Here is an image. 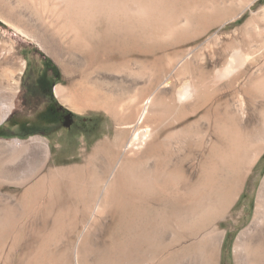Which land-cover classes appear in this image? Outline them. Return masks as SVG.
Instances as JSON below:
<instances>
[{
  "label": "bare ground",
  "instance_id": "obj_1",
  "mask_svg": "<svg viewBox=\"0 0 264 264\" xmlns=\"http://www.w3.org/2000/svg\"><path fill=\"white\" fill-rule=\"evenodd\" d=\"M30 1L33 3L34 0ZM47 1L55 8L50 17L58 24H62L59 25V30H50L51 38H63L62 36H64L67 39H72V42L84 38V44L93 48L91 40L96 35V31L95 33L92 31L90 36L88 34L89 37L83 33L92 29L91 23L103 15V11L99 7L101 0L99 2L98 0ZM258 1L192 0L190 4L178 11L171 9L158 11L153 7H148L149 5L144 6L145 8L142 6V8L132 9L129 14L134 25L132 29L135 32V40L131 58L124 59L129 47L122 45L123 47L121 46L122 48L117 50L120 57L118 59L117 56L112 57L114 51H111L112 54H110L111 52L106 51V46L104 47L109 54V61L118 63L119 69L127 68L128 72L131 71L132 80H114L113 84L116 85L118 92L113 95L108 92L110 90L106 87L103 94L100 91L101 97H98V100L82 97V95H78L79 93L75 94L69 86L54 88L55 94L64 98L70 106L78 108V110L95 106L103 110L116 126L113 137L104 135V139L94 145L90 153L82 151L86 155L82 166L68 168L51 166L50 146L48 141L42 138L33 137L27 141L15 140L11 143H0V161L4 166L11 165L12 169H16L21 166L28 167L32 163L36 167L32 179L17 173V171L11 172V169H5L0 173V187L13 185L25 188V196L31 195L33 189L35 196L39 198L38 209L41 208L42 212L48 216L52 214L49 210L52 206L50 204L51 194L54 192L50 184L52 174L71 170L78 171L82 168L90 171L91 174L90 176L87 174L89 177L86 178V183L88 188L92 186L95 192L90 193L88 198L86 197V204L81 205V210L77 208V216L73 217L74 220L67 225L65 221L68 209H59L58 211V215L62 218V234L58 239L62 247V264L91 263V241L93 239L88 243V237L92 235L97 238L98 235L106 232L116 206L120 207L119 204L125 206L121 200V193L126 194L125 188L129 187V179L132 180L135 171L144 170L150 173L149 179L151 177L157 186L158 195L165 193L162 190L164 175H174L173 180L182 183L181 198L186 204L185 206L189 205L192 209L197 203H202L198 198L201 194L202 198L204 197V191L210 184L211 175L216 171L226 170L227 175H230L228 184H224L221 188L217 195V197L219 196L218 205L215 206L212 214L211 211L209 213L212 217L208 220L213 219V221H209V224L206 223L207 225L204 222L202 232H197L200 235L197 237L202 243L201 248L207 253L206 264H223V245L228 232L233 233L239 229L241 230L232 244L233 261H227L225 264H264V176H262L264 163L258 169L254 179L255 184L252 186L251 197L255 203L250 223L246 225L251 214L250 202L242 211L237 212L235 217L232 214V208L243 196L246 183L255 174V168L264 154V113L258 112L260 109L257 111V108L264 102V94H262L264 74L258 65L259 59L264 57L262 52L264 50L262 45L260 46L262 51L257 49L256 42L258 40H256L255 33L258 27H263L264 30V8L260 10L262 14L260 18L257 15L259 12L254 13L252 10ZM247 10L251 13L250 19L237 29L238 34L232 33L234 35L224 39L222 46L213 50L207 58L201 53L202 51L198 50V46H192L193 41L207 34L210 29L217 28L221 31L227 23L242 18ZM124 14L128 15L126 12ZM107 17L115 19L111 13L107 14ZM122 18L123 16L119 19L123 20ZM124 19L126 18L124 17ZM128 31L130 30L128 29ZM215 36H217L216 33ZM263 37L264 35L261 38ZM236 39L240 40L239 45L247 48V53L237 49L239 45L235 42ZM110 47L113 48V46ZM156 47L157 51H165L167 55L176 58L173 68L176 78L177 76L187 77L188 80L179 88L171 76L170 67L162 59L154 65L152 63L155 66L154 72L152 70L154 74L150 69L146 70L152 73L151 78L147 80L142 76L146 61L143 62L140 57L148 55ZM108 50L110 51L109 47ZM114 50L116 49L114 48ZM81 53L85 54L83 51ZM93 53H88L89 57L92 54V57L96 58L98 50H94ZM103 53L105 54V52ZM100 56L102 54L97 58ZM21 74L22 71H19L18 74L13 72L7 73V75L0 74V124L13 107V97L17 91ZM141 84L143 87L149 88L148 91L146 89L147 93H142L138 98L123 103V97L133 89H138ZM144 96H147L145 103ZM135 97L137 96L135 95ZM95 101L98 103L97 105H94ZM249 109L257 111L256 121L251 124H248V119H246L249 117ZM183 132L190 134L193 140L188 142L186 139H179L178 135ZM102 190L103 193H100ZM172 194L174 200L179 199L178 192L173 191ZM8 198L15 197L1 196L0 193V201L7 202ZM209 203L211 202H207L208 205ZM203 204L205 205V202ZM197 206L199 205L197 204ZM195 209L194 212H190L194 213L193 216L186 214L188 218L184 216L183 220L195 217L197 215H195ZM184 210L187 212L188 208ZM201 210L200 208V214ZM203 210L207 217L209 214L206 213V209L203 208ZM23 216L25 217V214ZM193 220L186 222L190 224ZM228 220H232L233 224L229 229H222L221 223ZM196 221L195 219L194 223L189 226L186 225V222L183 224L186 225V229L191 227L194 232V229H197ZM199 223L201 222L199 221ZM165 228L163 233L166 243L163 252L157 254L152 260L141 255L134 264H168L172 261L170 259L175 254V248L178 245L173 240L176 228L174 230L169 222ZM46 229L45 222L34 230L32 229L33 233L34 231L44 232L45 244L51 237L50 232L47 234ZM158 230L160 231V229ZM197 237L189 238L190 243H188V239L183 240V243L192 246ZM17 240L14 243L15 245L19 243V249L10 250L11 254L8 253L7 262L13 260L16 262L15 264H37L45 258V260L52 259L53 255H47L46 252L41 251L42 248H40L41 250L30 251L28 249L29 251H27V240L25 242ZM226 256H229L228 250Z\"/></svg>",
  "mask_w": 264,
  "mask_h": 264
},
{
  "label": "rangeland",
  "instance_id": "obj_2",
  "mask_svg": "<svg viewBox=\"0 0 264 264\" xmlns=\"http://www.w3.org/2000/svg\"><path fill=\"white\" fill-rule=\"evenodd\" d=\"M29 1L0 0V74L7 75V73L11 74L12 72L18 74L19 71H22L17 91L13 97V107L8 113L6 119L0 124V143L6 144L15 140L27 141L33 137L42 138L48 141L50 146L52 156L50 160L51 166H54V168H68L77 165L82 166L86 156L82 151L84 150L85 152L90 153L92 147L104 139V135L113 137L114 128H116V126L103 110L98 109L95 106L79 110L78 108L70 106L64 98L55 94L54 88L56 86H69L71 91L75 92V94L79 93L78 95H82V97L94 100H98V97H101L99 94H101V92L103 94L106 87L110 90L108 92L113 95L114 93L116 94L118 91L116 85L113 84V81H130L133 76L131 75V71L128 72V70H126L127 68L122 70V68L119 69L118 63H111V61H109L108 53L114 51L113 54L112 52L110 53L113 55L112 57L114 58L117 56V59L120 58L117 50L123 45L124 47H129V51L125 54L124 59H129L131 58V55H133L132 47L135 40V32L133 31L134 29H132L134 25L132 24L129 14L132 9L135 7L142 8V6L149 5L148 7H153L158 11H164L165 9L178 11L184 6L190 4L192 0H98V2L100 1L99 7L101 11H103V15L100 16V19H96L91 23V26L93 27L92 29L90 28L89 30V28H87L89 31H84L85 33H83L86 37H89L92 31L94 33L96 31V35L93 36L91 40V44L94 46L93 48L84 44V38L74 42H72V39H67L64 36H62L63 38H51L50 30H59V25H62L58 24L50 17V14L55 8L47 0H34L33 3L30 1L32 5ZM262 8H264V0H259L252 7L254 13L259 12L257 14L259 18L262 16L260 12ZM122 12L123 14L126 12L128 15H123ZM109 13H111L115 19H108L107 14ZM122 16L123 20L119 19ZM250 16L251 13L247 10L242 18L227 23L221 31L217 28L210 29L207 34L193 41L192 46H198V50L202 51L201 53L207 58L213 50L222 46L224 39L229 38L231 35L238 34L237 29L250 19ZM124 17L126 19H124ZM128 29L130 31H128ZM263 31V27H258L255 31L257 35L256 40H258V42H256L258 45L257 49L259 50H261V47L264 50V37L261 38L264 35ZM262 32L263 35L261 34ZM215 33L219 37L215 36ZM239 41V39L235 40L238 45ZM259 41L260 43L263 41V44H260ZM105 46L107 50L104 48ZM110 46H113V48ZM108 47L110 48V51L108 50ZM114 48L116 50H114ZM93 49L95 51L98 50L97 56L100 54H102V56L98 58L96 56V58H93L91 54V57H89L90 54L88 55V53H93ZM156 49L158 48L156 47L148 55L140 57L143 62L146 61L144 63L142 72V74H144L142 76L147 80L151 78L155 69V66L153 65L157 63L158 60L162 59V61L170 67L171 76L173 80H175L177 88H179L188 79L186 76H177L176 78L173 71L176 58L169 54L167 55V52L165 51L159 52ZM237 49H240L243 53H247L246 47L239 45ZM81 51L85 52V54H82ZM103 52H105V54ZM262 52L264 53V51ZM258 62V65H260L261 71H263L264 74V57L260 58ZM115 64L117 65L115 66ZM51 68L54 69L53 72L50 70ZM149 69L151 72L153 70V72L146 71ZM43 82L47 83L46 86L49 85L51 88L49 97L44 95L42 90ZM138 89H136L137 92L133 89L126 94L124 96L125 98L123 97L124 100L122 99L124 102H122L127 103L132 101L131 99L134 100V98H138L142 93H147L149 90L148 87H143L142 84ZM143 89L144 91H142ZM263 92L264 88L262 94H264ZM135 95L137 97H135ZM146 100L147 96H144V103ZM97 104L98 103L95 101L94 105ZM48 105L59 107L66 113L70 114L72 117L71 126L65 128L62 123H56L54 125L40 123L38 117ZM263 110L264 102H262L257 108L258 112L264 113ZM248 111L249 117L246 118L248 119V124L254 123L256 121L257 111L254 112L252 109H249ZM32 130H36V132L32 135L25 136L26 133ZM178 137L179 139H186L188 142L193 140L187 132L181 133ZM191 142L193 143V141ZM263 163L264 154L255 168V174L247 181L243 196L232 208V214L235 217L237 212L239 213L242 211V209L250 202L251 214L246 225L250 223L254 210L255 200L251 197L252 186L255 184L254 179L257 175L258 169ZM24 167L25 166H21L12 169L11 165L8 167L4 166L2 161H0V173L5 169H11V172L17 171V173L29 176L30 179H32L36 167L33 166L32 163L28 167ZM135 172V175L133 174L134 177L132 176V180L130 181L129 179V187L126 186L125 188L126 194L121 193V200L125 203V206H122L121 204L119 205L122 208L116 206L114 215L112 216V219L109 220L108 227L104 234L98 235L97 238L92 237V235L88 237V243L93 239L91 241L92 257L90 264H134L141 255L145 256L148 260H152L157 254L162 253L164 250L166 242L163 231H165V226L168 222L174 230L176 228L173 240L178 244L176 246L177 248H175V254L170 259L172 261L168 264H206L208 259L207 253L201 248L202 243L200 238H198L200 237L198 233L202 232L201 230L206 223L209 224V221H213V219L208 220L212 217L209 213L211 211L212 214L213 209L218 205L217 203L219 201L217 200L219 196L217 197V195H219L221 188L224 184H228L230 175H227V171L223 170V172L221 171L222 173L216 171L211 175L210 184L207 190L204 191L205 198H202V194L199 195L198 200L201 199L202 203H197L199 206L196 204L193 206V209L189 205L185 206L186 204L181 198L183 190V187L181 186L182 183L178 180L175 182L173 180L174 175H164L162 179V184L164 185L162 190H164L165 193L164 195H158L157 186L153 183L151 177L149 179L150 173L147 170ZM87 174L90 176V171L84 170L83 168L80 170L78 169V171L71 170L52 174L50 184L54 192L52 191L53 193L51 194L52 196L50 199V204L52 205L49 209L50 214L52 213L51 216L46 215L45 212L43 213L41 208L38 209L39 198L35 196L33 189L31 190V195L25 196V188L13 185L0 187L1 196L11 195L15 197L6 199L7 202L0 201V264L16 263L13 260L7 262V258L9 257L8 255L11 254L10 250L19 249V243L16 245L14 243L17 239L18 242H21L22 240L25 242L27 240V251H29L28 249H30V251H35L42 248V250H40L44 251V253L46 252L47 255H53L52 259L45 260V258L37 264H42V262L43 264H62V247L58 240L60 237L59 235L62 234V218L58 215V211L59 209H68L67 219L65 221L67 225L70 224V221L74 220L77 216V208L81 210V205L86 204L85 202L90 193L92 194V192H95V189L92 188V186H89L88 188L86 178L89 176ZM262 176H264V172ZM130 183H133L134 185H130ZM173 191L178 192V200L173 199ZM100 193H103V190ZM127 195L131 196L128 197ZM209 198H212L213 200H209ZM126 200L128 204L126 203ZM111 201L114 202L115 200ZM204 202L205 205L203 204ZM207 202L211 203L208 205ZM185 208L186 210L188 208L187 212L184 210ZM200 208L202 209L201 214L203 216L199 213ZM203 208L206 209V213L209 214L207 217H205L207 214H205ZM189 209L192 210L189 211ZM194 209L195 215H197H194L195 217L192 218L190 217V219L183 220L187 215L193 216L194 213L192 214L190 212H194ZM26 211L28 212L26 213ZM22 213L25 214V217ZM200 215L201 217L198 218ZM192 219L194 220L189 224ZM195 219L197 220V229L194 230L197 231L193 232L191 227L190 229H186V225H191L194 223ZM186 221L189 222L187 223ZM199 221L201 223H199ZM43 222L46 223L47 234L50 232L49 235L51 236H49L50 240L46 244L44 232H32V229L34 230V228L40 226ZM183 222H186L187 224L185 223L186 225H184ZM204 222L205 224L203 225ZM232 224V220H228L221 223V228L229 229ZM194 226L192 227L195 228ZM158 229H160V231ZM240 230L241 229L234 231L233 233H231V231L228 232L223 245V264L227 261H233L232 244ZM191 237H197V240L192 246L188 244L190 243L189 238ZM56 239L57 241H55ZM187 239L188 243H183V240ZM227 250L229 251L228 257L226 256Z\"/></svg>",
  "mask_w": 264,
  "mask_h": 264
},
{
  "label": "flooded vegetation",
  "instance_id": "obj_3",
  "mask_svg": "<svg viewBox=\"0 0 264 264\" xmlns=\"http://www.w3.org/2000/svg\"><path fill=\"white\" fill-rule=\"evenodd\" d=\"M46 84L47 83L43 82V84H42V90L44 92V95L47 96V97H49L50 96V92H51V88L49 87V85L46 86ZM48 106H50V105H48ZM46 108H44L43 111ZM67 114L68 113H66L65 111H63L59 107L50 106L47 113H45V114H42L41 113L39 115L38 120L40 121V123L45 124V125H50V124L54 125L56 123H62L63 124L64 121H65L64 120V117Z\"/></svg>",
  "mask_w": 264,
  "mask_h": 264
},
{
  "label": "water",
  "instance_id": "obj_4",
  "mask_svg": "<svg viewBox=\"0 0 264 264\" xmlns=\"http://www.w3.org/2000/svg\"><path fill=\"white\" fill-rule=\"evenodd\" d=\"M64 123H63V127L65 128H69L71 126V123H72V118H71V115L70 114H67L65 117H64Z\"/></svg>",
  "mask_w": 264,
  "mask_h": 264
},
{
  "label": "trees",
  "instance_id": "obj_5",
  "mask_svg": "<svg viewBox=\"0 0 264 264\" xmlns=\"http://www.w3.org/2000/svg\"><path fill=\"white\" fill-rule=\"evenodd\" d=\"M50 70L53 72V70H54V69H53V68H51ZM50 106H51V105H50ZM50 106H48V107H47V108H46V109H45V110L42 112V114H45V113H47V112H48V109H49V107H50ZM35 132H36V130H32V131H30V132L26 133V134H25V136L32 135V134H34Z\"/></svg>",
  "mask_w": 264,
  "mask_h": 264
}]
</instances>
